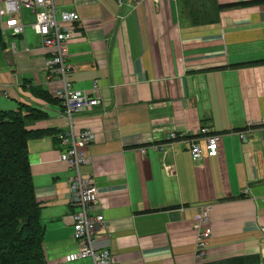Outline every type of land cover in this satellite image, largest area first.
I'll use <instances>...</instances> for the list:
<instances>
[{
    "label": "crops",
    "instance_id": "0c3cea01",
    "mask_svg": "<svg viewBox=\"0 0 264 264\" xmlns=\"http://www.w3.org/2000/svg\"><path fill=\"white\" fill-rule=\"evenodd\" d=\"M247 1L55 0L80 16L65 82L101 99L71 121L93 134L81 170L99 191L107 232L97 247L110 249L112 264H191L202 204L211 205L212 227L203 264H264V0L218 7ZM21 16L24 35L4 33L0 109H38L44 116L26 119L27 128L51 131L27 141L47 264H92L65 259L77 249L76 208L68 198L73 171L60 161L55 135L70 121L58 98L29 91L48 90L49 53L31 28L34 14ZM201 127L219 136L216 156L206 155ZM172 130L178 137L167 139ZM194 140L203 149L198 161Z\"/></svg>",
    "mask_w": 264,
    "mask_h": 264
},
{
    "label": "built area",
    "instance_id": "2783aa9c",
    "mask_svg": "<svg viewBox=\"0 0 264 264\" xmlns=\"http://www.w3.org/2000/svg\"><path fill=\"white\" fill-rule=\"evenodd\" d=\"M23 9H29L34 14L31 23L32 30L39 36L40 45L49 53L46 60V69L49 71L47 88L53 97L58 98L64 114L70 121L68 130L56 134L61 150L59 159L73 174L68 178L69 203L76 208L72 213L73 233L72 238L76 242L77 249L65 256L66 260L90 258L92 264H112L113 257L110 249L97 247L100 231L107 232L102 204L98 196V188L94 177L84 173L81 169L90 162L85 150L92 140L90 129L74 131L71 115L83 111L94 105L100 104L98 95L86 90H74L65 82V73L69 71L67 62V44L75 37V23L80 21L76 10H58L55 0H0V31L10 35H24L25 22L21 16ZM5 13V16L2 14ZM24 49L28 50L26 44ZM60 76V80L54 78ZM93 87H97L93 83ZM96 89V88H93ZM5 95V92L3 93ZM205 143L204 150L207 156L213 157L218 153L219 136L207 127H201ZM242 141L246 140V133L238 131ZM175 130L169 131L167 139L178 137ZM152 147L161 150V143H153ZM142 151L144 148L141 149ZM202 147L197 141H193L190 147L192 160L202 158ZM211 205L197 206L193 217L192 227L195 230L193 261L191 264H203L208 253L209 239L212 236L210 224Z\"/></svg>",
    "mask_w": 264,
    "mask_h": 264
},
{
    "label": "trees",
    "instance_id": "16d2710c",
    "mask_svg": "<svg viewBox=\"0 0 264 264\" xmlns=\"http://www.w3.org/2000/svg\"><path fill=\"white\" fill-rule=\"evenodd\" d=\"M260 0L218 5L220 9L249 5ZM6 47L0 31V51ZM35 97L55 102L49 91L30 86ZM22 110L28 112L23 115ZM44 113L25 104L18 110L0 109V264H47L43 250L44 226L36 200L27 141L51 132L27 128L26 119H38Z\"/></svg>",
    "mask_w": 264,
    "mask_h": 264
},
{
    "label": "rangeland",
    "instance_id": "374dc122",
    "mask_svg": "<svg viewBox=\"0 0 264 264\" xmlns=\"http://www.w3.org/2000/svg\"><path fill=\"white\" fill-rule=\"evenodd\" d=\"M5 16V13H2ZM26 35L29 36V31L27 30ZM5 39H7L6 34H4Z\"/></svg>",
    "mask_w": 264,
    "mask_h": 264
}]
</instances>
